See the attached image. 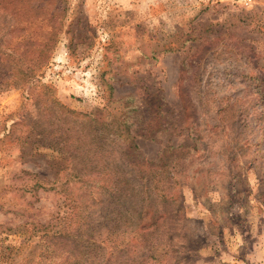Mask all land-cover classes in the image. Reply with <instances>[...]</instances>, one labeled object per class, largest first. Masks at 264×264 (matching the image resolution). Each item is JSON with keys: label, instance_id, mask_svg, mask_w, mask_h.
<instances>
[{"label": "rangeland", "instance_id": "1", "mask_svg": "<svg viewBox=\"0 0 264 264\" xmlns=\"http://www.w3.org/2000/svg\"><path fill=\"white\" fill-rule=\"evenodd\" d=\"M65 5L43 73L10 78L20 66L0 61V264L36 258L41 225L67 209L59 189L36 187L58 170L56 125L42 121L52 98L120 131L143 159L184 146L182 264H264V0Z\"/></svg>", "mask_w": 264, "mask_h": 264}, {"label": "trees", "instance_id": "2", "mask_svg": "<svg viewBox=\"0 0 264 264\" xmlns=\"http://www.w3.org/2000/svg\"><path fill=\"white\" fill-rule=\"evenodd\" d=\"M23 1L0 0V19L9 34L0 46V61L20 66L10 78L27 80L49 63L67 8L66 0H30L34 15L26 17ZM51 102L52 112L42 121L56 125L49 147L59 154L58 170L36 187L59 189L67 209L54 223L41 225L37 257L19 264L184 263L177 232L182 195L176 190L184 146L165 147L158 164L141 158L135 142L106 130L94 114L76 111L58 98ZM70 186L77 191H68Z\"/></svg>", "mask_w": 264, "mask_h": 264}]
</instances>
